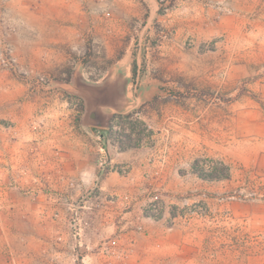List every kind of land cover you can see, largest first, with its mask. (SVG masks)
Here are the masks:
<instances>
[{
	"label": "rangeland",
	"instance_id": "rangeland-1",
	"mask_svg": "<svg viewBox=\"0 0 264 264\" xmlns=\"http://www.w3.org/2000/svg\"><path fill=\"white\" fill-rule=\"evenodd\" d=\"M0 264H264V0H0Z\"/></svg>",
	"mask_w": 264,
	"mask_h": 264
},
{
	"label": "water",
	"instance_id": "water-1",
	"mask_svg": "<svg viewBox=\"0 0 264 264\" xmlns=\"http://www.w3.org/2000/svg\"><path fill=\"white\" fill-rule=\"evenodd\" d=\"M71 93L84 102L83 125L108 128L115 111L122 106L123 83L110 78L100 84H91L76 77Z\"/></svg>",
	"mask_w": 264,
	"mask_h": 264
},
{
	"label": "trees",
	"instance_id": "trees-1",
	"mask_svg": "<svg viewBox=\"0 0 264 264\" xmlns=\"http://www.w3.org/2000/svg\"><path fill=\"white\" fill-rule=\"evenodd\" d=\"M136 76H137V69L134 68V69H133V77H136Z\"/></svg>",
	"mask_w": 264,
	"mask_h": 264
}]
</instances>
